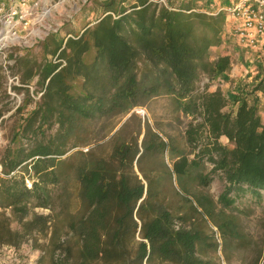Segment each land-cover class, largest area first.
Here are the masks:
<instances>
[{
    "label": "trees",
    "instance_id": "trees-1",
    "mask_svg": "<svg viewBox=\"0 0 264 264\" xmlns=\"http://www.w3.org/2000/svg\"><path fill=\"white\" fill-rule=\"evenodd\" d=\"M98 7L101 16L81 32L48 35L42 61L9 58L7 69L19 80L11 89L24 95L14 116L32 108L0 153V249H19L31 235L44 234L50 257L36 264H217L199 251L209 245L206 220L223 224L214 221L216 204L196 188L219 177L222 210L242 197L264 198V79L231 98L219 88L199 89L203 77L212 80L231 66L227 55L210 56L224 43L222 12L201 11L191 1L104 0ZM1 73L2 67L0 124L9 98ZM34 78L38 99L29 92ZM160 94L192 118L185 131L192 158L177 157L171 170L145 168L147 155L162 154L165 146L147 143L146 134L142 151L137 142H117L106 155L68 154L88 146L90 121L127 113ZM174 195L182 200L179 209Z\"/></svg>",
    "mask_w": 264,
    "mask_h": 264
},
{
    "label": "rangeland",
    "instance_id": "rangeland-1",
    "mask_svg": "<svg viewBox=\"0 0 264 264\" xmlns=\"http://www.w3.org/2000/svg\"><path fill=\"white\" fill-rule=\"evenodd\" d=\"M101 1L104 0H53L51 3L54 6L53 15L43 23V27L46 29L51 27V30L57 29V34L79 33L101 16L102 12L98 7V3ZM187 1L191 0H165V3L179 5ZM206 1L207 4L213 3V0ZM76 8H79L77 13H75ZM41 42L43 40H38L30 46L31 41L27 44L28 47H16L10 52L0 55V67L3 68V73H1L3 87L9 96L3 101V110L6 111L2 117L4 120L0 124V153L8 144L16 122L24 118L32 108L31 105L24 106L21 113L14 116L16 108L22 106L24 95L22 92L17 93L11 89L12 86H19V80L17 77H12L10 70L7 69V66L12 65V60L9 58L10 56L29 54L32 60L42 61L44 54ZM226 43V46L212 49L210 56L213 60L219 55L229 56L231 59L229 70L225 74L214 76L212 80L203 77L199 89L203 91L208 88L209 91H214L219 88L231 98L234 92L243 91L247 89L246 87L256 84L261 75L264 78V64L260 62V58L254 51L240 49L229 43L228 40ZM36 83V78L29 83L30 96L34 99L39 97L36 95ZM227 110H234V107L229 105ZM259 114L264 119V97L261 98ZM191 120V117L183 115L177 109L173 99L169 96L160 94L144 98L139 106L133 107L127 113L116 111L107 118L90 121L84 129L88 135V146L73 149L68 154L80 149L83 152L91 150L96 155H106L117 142L128 144L137 142V146L141 150V143L146 134L147 143H159L161 140L165 146L162 148V154L157 152V154L147 155L143 166L160 170L165 165L171 170L172 162L177 157L184 154L190 158L193 157L190 155L191 151L185 138V131ZM220 143L227 147L230 146L224 137L220 139ZM134 168L137 172L136 166ZM210 169L211 166L207 164L204 172L207 173ZM213 177L214 179L208 187H197L196 190L208 195L213 200L216 204L214 221L218 225H223L217 227L213 221L206 220L203 233L206 243L209 245L201 246L200 257L205 260H214L217 264H264V198L257 202L250 196L242 197L230 209L222 210V207L217 204V200L223 190V182L219 177ZM171 181L177 188L173 176ZM168 184L169 181H167V186ZM69 186L73 188L74 183L71 181ZM170 198L174 209L181 208L182 200L180 198L176 195ZM32 212L44 216L51 214L49 209L42 208H35ZM7 214H9L8 211ZM12 228H18L15 221L12 222ZM28 238H31L30 243L27 242L29 240L27 239L21 243L19 249H16L17 257L20 260H26L21 264H29L28 260H32L30 264H34L36 260H44V262L49 260L50 255L47 248L49 236L34 234ZM41 248L45 251L44 255L40 251ZM8 257L9 254L0 249V259L11 260Z\"/></svg>",
    "mask_w": 264,
    "mask_h": 264
},
{
    "label": "built area",
    "instance_id": "built-area-1",
    "mask_svg": "<svg viewBox=\"0 0 264 264\" xmlns=\"http://www.w3.org/2000/svg\"><path fill=\"white\" fill-rule=\"evenodd\" d=\"M52 1L0 0V55L16 47H28L27 44L31 41L32 46L48 35L57 34V29L43 27V23L53 15ZM159 2L166 5L165 0ZM78 10L79 8H76L75 13ZM218 12L224 13L225 16L224 42L228 40L240 49L254 51L264 64V0H228L227 6L220 8L216 13ZM262 79L263 75L258 81ZM27 187H31L29 181ZM1 251H6L11 260L0 259V264H21L26 261L17 257L15 248L3 246ZM28 262L30 264L32 260Z\"/></svg>",
    "mask_w": 264,
    "mask_h": 264
},
{
    "label": "crops",
    "instance_id": "crops-1",
    "mask_svg": "<svg viewBox=\"0 0 264 264\" xmlns=\"http://www.w3.org/2000/svg\"><path fill=\"white\" fill-rule=\"evenodd\" d=\"M206 0H191V5L192 6H197L201 8V11L204 12H209V13H216L220 8L226 7L228 4V0H215L214 3H209ZM224 31H226V26L224 28ZM226 46V43L224 42L223 45L220 46L223 47ZM214 49H219L218 48H214Z\"/></svg>",
    "mask_w": 264,
    "mask_h": 264
}]
</instances>
